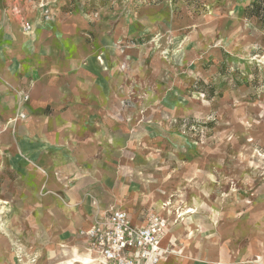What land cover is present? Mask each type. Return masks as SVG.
Wrapping results in <instances>:
<instances>
[{"label": "rangeland", "instance_id": "374dc122", "mask_svg": "<svg viewBox=\"0 0 264 264\" xmlns=\"http://www.w3.org/2000/svg\"><path fill=\"white\" fill-rule=\"evenodd\" d=\"M255 1L261 16L246 12ZM59 19L47 42L60 101L32 100L30 67L0 95V194L10 197L11 174H114L113 192L99 184L89 196L174 210L191 246L172 253L264 264V0H66ZM56 122L91 146L50 141ZM106 155L114 173L93 169ZM213 240L232 263L194 257ZM10 257L33 264L20 246Z\"/></svg>", "mask_w": 264, "mask_h": 264}, {"label": "crops", "instance_id": "0c3cea01", "mask_svg": "<svg viewBox=\"0 0 264 264\" xmlns=\"http://www.w3.org/2000/svg\"><path fill=\"white\" fill-rule=\"evenodd\" d=\"M65 2L66 0H62L56 8L57 19L54 18L47 23L41 21L38 12L23 5L22 14L30 18L34 24L32 33L26 34L24 40L25 32L21 24L22 15L14 14L11 11L13 7L12 0H0V95L7 90L4 85L5 82L15 86L19 84V77L21 76L17 71L19 67H30L38 73L37 79H33V86L26 85L31 92L32 100H59L57 91L59 87L55 85L56 82H54L51 74L59 72L60 59L51 55L52 45L47 42V39L60 33L62 20L59 17L62 14ZM62 61L68 62L69 60ZM2 108L3 103L0 101V109ZM25 109L29 111L27 104ZM30 111L33 114L42 112L40 108H37L36 111H32L30 108ZM97 111L98 109L94 107L61 109L56 107L55 114L92 115L96 114ZM67 120L70 123L74 119L67 118ZM77 124L81 125L79 122ZM28 125L31 131L35 129L34 122L31 121ZM59 126L61 127L60 123L56 122L53 128L55 132L52 134L55 137H51L50 141L67 147L91 146V140L80 139L82 137L69 134L66 129L63 130ZM67 129L70 130V128ZM62 140L66 144H62ZM113 159V157L109 156L108 158V155H106L105 162H102L101 165L96 162L93 163L95 165L93 169L114 173ZM42 161H45L44 158ZM91 165L89 164L90 168ZM69 168L67 167V170ZM98 177L101 178L99 174L85 173L11 174L10 197H3L4 195L0 194V208L4 207L5 209L4 212H0V264H22L17 260L13 261L10 257L11 253L19 246L23 248V252L28 257L32 258L33 264H58L59 258L56 257V252L60 245L69 242L68 244L72 243L70 245H84L87 247V241L80 235V231L91 226L96 214H106L113 209L125 210L133 221L139 225L147 223L154 214L167 217L169 222L176 218L174 210L167 211L160 208L159 202L152 206L148 205L134 210L127 207L128 202L124 199L117 200L115 207L107 200H98L96 190L99 184L104 185L106 191L113 192L114 174H105L104 182H98ZM91 190L96 193L94 195L96 198L89 196ZM3 203H6V205H3ZM185 207L186 210L190 209L188 206ZM178 208L184 209L183 206ZM172 213L174 214L172 215ZM188 219L189 217L183 221ZM178 223H181V231L177 230V226L169 224L163 234L162 245L164 248H172L174 252L176 250L178 253L183 252L184 255L186 246H191V244L189 240L184 241L187 236L183 233L184 222L178 221ZM213 242L211 244L209 241L210 248L208 250H198L196 244L193 245L192 249L195 254L193 256L204 261L220 258L225 262L232 263L231 259H225L224 254L220 252L214 240ZM83 248L89 256L95 258L88 251V248ZM96 261L99 264H110L98 258H96ZM176 261L179 262L178 264H195L197 260L182 259L177 255ZM76 264L83 263L76 262Z\"/></svg>", "mask_w": 264, "mask_h": 264}, {"label": "built area", "instance_id": "2783aa9c", "mask_svg": "<svg viewBox=\"0 0 264 264\" xmlns=\"http://www.w3.org/2000/svg\"><path fill=\"white\" fill-rule=\"evenodd\" d=\"M11 11L22 15L21 24L25 33H32L33 21L22 14V6L39 13L42 22H50L62 0H12ZM180 213L178 214V217ZM169 219L161 214L152 215L147 223L136 224L122 209L98 213L92 224L80 231L88 248L110 264H159L166 254L162 237Z\"/></svg>", "mask_w": 264, "mask_h": 264}, {"label": "bare ground", "instance_id": "6f19581e", "mask_svg": "<svg viewBox=\"0 0 264 264\" xmlns=\"http://www.w3.org/2000/svg\"><path fill=\"white\" fill-rule=\"evenodd\" d=\"M26 34L27 33L24 34V40L26 39ZM191 211H194V209ZM88 251L95 258H92L91 256H89L86 250L81 246L70 245L68 243H62L56 252V257L59 258L58 259L59 261L57 263L58 264H76V262H80L83 264H99L96 261V258L103 261V259L97 253L95 254L94 251L92 252L89 249ZM176 256L177 255L175 253H172V248H166V254L162 258L160 264H178L179 262L176 261Z\"/></svg>", "mask_w": 264, "mask_h": 264}, {"label": "trees", "instance_id": "16d2710c", "mask_svg": "<svg viewBox=\"0 0 264 264\" xmlns=\"http://www.w3.org/2000/svg\"><path fill=\"white\" fill-rule=\"evenodd\" d=\"M247 13H256V15L261 16V3L258 1L252 2L250 5L246 8Z\"/></svg>", "mask_w": 264, "mask_h": 264}]
</instances>
